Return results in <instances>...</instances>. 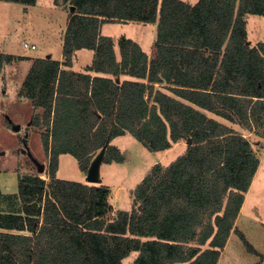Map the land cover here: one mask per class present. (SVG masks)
I'll return each instance as SVG.
<instances>
[{"label": "trees", "instance_id": "obj_1", "mask_svg": "<svg viewBox=\"0 0 264 264\" xmlns=\"http://www.w3.org/2000/svg\"><path fill=\"white\" fill-rule=\"evenodd\" d=\"M71 6L64 60L36 58L22 85L31 105L42 108L31 123L45 127L50 178L18 176L22 205L0 211V264H122L131 252L130 264H217L232 230L259 254L234 222L259 166L239 129L264 126V42L248 44L245 19L264 16V0ZM114 21L156 23L154 55L121 36L117 56L113 39L99 30ZM81 48L93 50L91 64L64 69ZM11 59L0 53V71ZM126 133L151 152L185 143L167 165L157 161L144 174L129 210L114 206L106 184L56 177L60 154L74 156L86 172L105 143L103 161L123 162L111 142ZM35 198L41 205L33 206Z\"/></svg>", "mask_w": 264, "mask_h": 264}, {"label": "rangeland", "instance_id": "obj_2", "mask_svg": "<svg viewBox=\"0 0 264 264\" xmlns=\"http://www.w3.org/2000/svg\"><path fill=\"white\" fill-rule=\"evenodd\" d=\"M69 1L58 0L59 3L55 4V0H36V4L31 8V15L20 13V10L16 9L20 7L19 4L11 3L15 7L10 13L6 6H0V52L4 51L12 56L0 71V211H10L22 205L23 200L18 195L17 188L18 176L37 174L45 183L50 178L49 158L43 150L40 137L45 127L41 121L37 126L31 123L34 116L42 112V108H34L31 105L30 100L23 95L22 85L37 56L45 57L51 54L53 59L61 56V38L66 27ZM183 1L190 4L197 2ZM245 19L248 44L264 42V16L247 14ZM28 25L33 31L27 29ZM99 30L102 35L113 39L117 56L118 39L121 36L139 43L149 57L155 53L153 42L156 37L155 24L131 21L104 22ZM23 42L35 44L36 48L32 50L23 48ZM84 52L91 53L87 50ZM62 58L64 60V57ZM89 62L86 54L74 58L76 67ZM14 125H19V130L15 131ZM239 131L251 142L259 158V166L246 192L236 226L260 253L248 252L240 237L232 233L227 249L221 254L218 264H241L254 260L264 264V138L261 137L264 126L251 131L240 128ZM24 141L32 156L40 163H44V171L38 172L31 157L22 152ZM111 144L121 150L124 161L119 163L102 161L100 176L102 183L109 185L111 189L114 206L124 210L130 209L132 189L153 163L160 161L167 165L165 162L170 157L183 152L179 151L180 147L169 153H167L169 150L151 152L129 133L115 137ZM56 177L81 182L85 179L76 158L69 153L59 155ZM34 200L36 205H41L42 202L38 198ZM136 255V252H131L122 264H130Z\"/></svg>", "mask_w": 264, "mask_h": 264}, {"label": "crops", "instance_id": "obj_3", "mask_svg": "<svg viewBox=\"0 0 264 264\" xmlns=\"http://www.w3.org/2000/svg\"><path fill=\"white\" fill-rule=\"evenodd\" d=\"M11 3H14V4H19V8H16V9H19L20 10V13H22V14H30L31 15V12H32V7H34V5L36 4V1H35V4L34 5H25V4H22V3H19V2H12V1H2V0H0V6H6V9L8 10V13H10V11L12 10V8H14L15 6L13 5V4H11ZM18 7V6H17ZM70 8H69V12H66L67 13V16H66V24H67V21H68V16H69V13H70ZM131 22H137V21H131ZM149 24V23H148ZM151 24H155V27H156V23H151ZM29 26L30 25H28V27H27V29H30L31 31H33V28H29ZM66 26V25H65ZM66 28V27H65ZM64 31H65V29H64ZM64 31H63V33H62V38H61V56H59V58H56V59H53L52 58V55L51 54H47V55H49V58H52L53 60H57V61H59V62H62L63 61V54H62V43H63V34H64ZM154 40H155V38H154ZM154 40H153V42H154ZM139 44V43H138ZM140 45V44H139ZM84 50H87L88 52H91V53H85L84 52ZM6 51V50H5ZM0 53H2V54H7V53H5L4 51H2V52H0ZM80 54H86L87 55V57H88V59H90V62L89 63H87V64H85V65H81V66H79V67H76V66H74V58L76 57V56H78V55H80ZM9 55V54H8ZM22 55H25V53H22ZM40 57H42V56H37V58H40ZM44 57V56H43ZM46 57V56H45ZM92 59H93V50H91V49H87V48H81V49H77V50H75L74 51V53H73V56H72V62H71V66H61V68H63L64 67V69H70V70H73V71H84V68L87 66V65H90L91 64V62H92ZM93 74V73H92ZM118 78V77H117ZM121 79H123V78H125V76H122V77H120ZM223 122H225V120L223 121ZM127 134V133H126ZM125 135V134H124ZM120 136H123V135H120ZM117 137H119V136H117ZM185 145V143L184 142H179V143H175L174 145H173V147L172 148H170L169 149V151L167 152V153H169L171 150H173L174 148H176V147H180V150L179 151H183L184 152V150H185V147H183ZM121 151V150H120ZM180 153H182V152H180ZM179 153V154H180ZM163 154V153H162ZM161 154V155H162ZM179 154H176V155H174V156H172V157H170L169 159H168V161H166L165 163L167 164V163H169L171 160H173L177 155H179ZM113 163V162H112ZM154 164V163H153ZM152 164V165H153ZM82 172V174L85 176V172H83V171H81ZM255 175V174H254ZM143 177V176H142ZM254 177V176H253ZM140 180H141V178H140ZM83 182H85V179L83 180ZM101 183H102V181H101ZM109 186V185H108ZM245 195H246V193H245ZM244 199H245V197H244ZM115 203H116V201H115ZM243 203H244V200H243ZM243 203H242V206H243ZM115 205V204H114ZM242 206H241V208H240V211H241V209H242ZM240 211H239V213H238V215H237V217H236V219H235V222H234V227L235 228H237V226H236V224H237V221H238V217H239V215H240ZM11 232H13V233H15V232H17V231H14V230H10ZM19 233V232H18ZM20 233H22V232H20ZM232 233H234V230H232L231 232H230V234H229V236H228V238H227V240H226V243H225V246H224V248H223V250H222V252H221V254L223 253V252H225V250L227 249V244H228V242H229V240H230V238H231V235H232ZM258 253H260V251H257ZM221 254H220V256H221ZM220 256H219V259H220ZM219 259H218V261H217V264L219 263ZM241 264H262V262L261 261H259V260H254V261H248V262H243V263H241Z\"/></svg>", "mask_w": 264, "mask_h": 264}, {"label": "water", "instance_id": "obj_4", "mask_svg": "<svg viewBox=\"0 0 264 264\" xmlns=\"http://www.w3.org/2000/svg\"><path fill=\"white\" fill-rule=\"evenodd\" d=\"M71 10L74 9L73 6L70 7ZM47 58H49V55L46 56ZM116 82L119 81V78L115 79ZM19 125H14L13 129L15 131L19 130ZM25 145L24 148L22 149L23 153H27L28 156L31 157L32 161L34 162L36 169L38 172H42L44 171L45 167H44V163H40L36 158H34L32 156V154L30 153V151L27 149L26 147V142L24 141ZM190 143V140L187 141V144ZM107 143H105L101 149L95 154V156L91 159L88 168L85 172V182L86 183H91V184H100L102 181V178L100 176V166L101 163L103 161V157L105 154V149H106ZM2 153V152H1ZM36 203H33V206H35ZM140 207V206H139Z\"/></svg>", "mask_w": 264, "mask_h": 264}, {"label": "built area", "instance_id": "obj_5", "mask_svg": "<svg viewBox=\"0 0 264 264\" xmlns=\"http://www.w3.org/2000/svg\"><path fill=\"white\" fill-rule=\"evenodd\" d=\"M22 46H23V48H26L28 50H32V49H35L36 48V45L35 44H29L27 42H23L22 43Z\"/></svg>", "mask_w": 264, "mask_h": 264}]
</instances>
